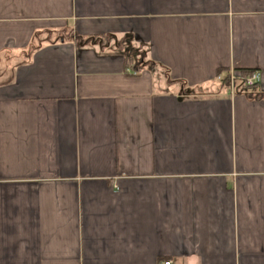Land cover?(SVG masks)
<instances>
[{"label":"crops","instance_id":"1","mask_svg":"<svg viewBox=\"0 0 264 264\" xmlns=\"http://www.w3.org/2000/svg\"><path fill=\"white\" fill-rule=\"evenodd\" d=\"M168 260L264 264V0H0V264Z\"/></svg>","mask_w":264,"mask_h":264},{"label":"built area","instance_id":"2","mask_svg":"<svg viewBox=\"0 0 264 264\" xmlns=\"http://www.w3.org/2000/svg\"><path fill=\"white\" fill-rule=\"evenodd\" d=\"M136 73L137 71L134 70ZM218 79H221L219 76ZM262 79V72L259 69H254L249 75L244 76L242 74V71L239 69H231L230 70V81H231V91L234 93L235 86L239 82H242L243 84L247 85H257ZM163 264H171V261H165Z\"/></svg>","mask_w":264,"mask_h":264},{"label":"trees","instance_id":"3","mask_svg":"<svg viewBox=\"0 0 264 264\" xmlns=\"http://www.w3.org/2000/svg\"><path fill=\"white\" fill-rule=\"evenodd\" d=\"M239 70L242 71V74L244 76L249 75L254 69H248V68H240ZM221 77V79H218V77ZM217 80L220 83V86L222 87H229L231 86V81H230V70L227 68H223V69H218L217 71ZM243 84V83H242ZM245 87H253L255 85H247V84H243Z\"/></svg>","mask_w":264,"mask_h":264}]
</instances>
